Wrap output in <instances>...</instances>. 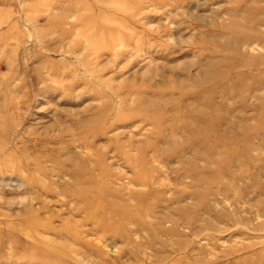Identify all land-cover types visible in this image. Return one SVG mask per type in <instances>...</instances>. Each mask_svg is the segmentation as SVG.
Segmentation results:
<instances>
[{
    "label": "rangeland",
    "instance_id": "1",
    "mask_svg": "<svg viewBox=\"0 0 264 264\" xmlns=\"http://www.w3.org/2000/svg\"><path fill=\"white\" fill-rule=\"evenodd\" d=\"M0 264H264V0H0Z\"/></svg>",
    "mask_w": 264,
    "mask_h": 264
}]
</instances>
